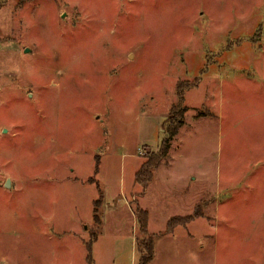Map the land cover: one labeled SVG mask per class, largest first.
Wrapping results in <instances>:
<instances>
[{"label":"rangeland","instance_id":"obj_1","mask_svg":"<svg viewBox=\"0 0 264 264\" xmlns=\"http://www.w3.org/2000/svg\"><path fill=\"white\" fill-rule=\"evenodd\" d=\"M138 208L150 264H264V0H0V264H137Z\"/></svg>","mask_w":264,"mask_h":264},{"label":"trees","instance_id":"obj_2","mask_svg":"<svg viewBox=\"0 0 264 264\" xmlns=\"http://www.w3.org/2000/svg\"><path fill=\"white\" fill-rule=\"evenodd\" d=\"M184 100V96L182 97V100ZM181 110L175 109L174 111V118L172 125L169 127L167 134L168 136L163 140L161 149L158 153L153 154L151 159L144 163V165L140 168V170L137 172L135 181L137 184L142 185L144 188H147L152 179H153V172L156 168L160 165V160H162L166 155H168L171 144L173 139L178 135L180 129L184 126L183 118L181 120V117H183V112H180ZM104 194L101 192V195L99 199L95 201V219L98 223H100V217L98 215V204H100L103 200ZM136 215L138 218V222L140 225V232L142 234V237H139L137 239V249L140 253V261L137 264H150L155 256V249H156V241L153 236L149 233V212L143 208H138L136 211ZM195 218V215H189L185 217H175L169 222L168 230L173 231L176 226L185 225L189 222H191ZM96 238V237H95Z\"/></svg>","mask_w":264,"mask_h":264},{"label":"water","instance_id":"obj_3","mask_svg":"<svg viewBox=\"0 0 264 264\" xmlns=\"http://www.w3.org/2000/svg\"><path fill=\"white\" fill-rule=\"evenodd\" d=\"M28 51H30V49H27V52H28ZM6 185H7L8 187H10V186H11V181L8 180L7 183H6Z\"/></svg>","mask_w":264,"mask_h":264}]
</instances>
